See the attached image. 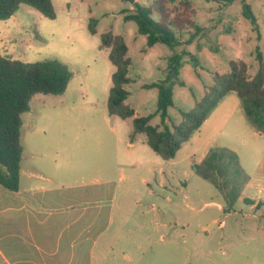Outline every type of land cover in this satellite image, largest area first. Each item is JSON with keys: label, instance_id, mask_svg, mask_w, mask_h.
Listing matches in <instances>:
<instances>
[{"label": "rangeland", "instance_id": "374dc122", "mask_svg": "<svg viewBox=\"0 0 264 264\" xmlns=\"http://www.w3.org/2000/svg\"><path fill=\"white\" fill-rule=\"evenodd\" d=\"M152 1L53 0L54 19L22 4L13 17L0 20L1 55L24 63L55 59L72 72L63 94L34 95L30 110L22 115V167H35L45 178L29 181L46 189L48 203L81 202L85 220L94 218L91 230L99 238L92 264H214L213 258L226 264H235L236 259L247 262L251 256L237 258L233 248L257 229L264 232V205L253 209L244 202L247 197H241L229 212L218 208L217 203L226 208L222 194L191 167L203 150V138L184 143L169 161L147 145L145 135L131 138L133 118L122 119L107 110L115 67L109 49L101 48V35L121 36L128 46L126 102L135 117L156 112L158 90L146 85L162 81L170 57L181 55L167 120L177 124L183 120L182 112L202 98L216 72L229 71L230 61L250 62L246 32L256 30L243 14V0H189L201 32L191 41V33L182 32L175 47L160 43L149 47L136 23L124 16L135 12L134 3L149 6ZM244 2L251 6L261 31L264 0ZM91 19L96 20L94 35L88 30ZM249 65L254 73L256 60ZM229 111L221 128L205 138H215L213 147L238 149L248 175L264 180V136L253 134L241 103L238 111L233 105ZM150 123L159 125V115ZM245 196L264 199L258 189Z\"/></svg>", "mask_w": 264, "mask_h": 264}, {"label": "trees", "instance_id": "16d2710c", "mask_svg": "<svg viewBox=\"0 0 264 264\" xmlns=\"http://www.w3.org/2000/svg\"><path fill=\"white\" fill-rule=\"evenodd\" d=\"M228 1L231 3L234 0ZM22 4L35 8L46 18L56 17L52 0H0V20L10 19ZM134 10L124 18L136 23L139 34L147 37L149 47L158 43L175 47L181 43L182 32L191 33L188 40L191 41L202 30L194 22L195 10L189 0H153L149 6L134 3ZM242 11L258 32L251 6L244 0ZM95 27L96 20L91 19L88 30L92 35L96 34ZM101 48L109 49V60L115 67L107 100L108 113L122 119L133 118L134 133L131 138L136 134L145 135L147 145L164 161L174 159L182 145L232 93L240 99L244 115L255 132L264 136V54L258 47L255 49V73H251V67L245 61H230L229 71L216 72L212 76V83L205 87L202 98L196 100L191 110L182 112L183 120L177 124H169L167 120L168 109L174 104L173 85L179 79L181 55L170 57L162 81L146 85L158 90L156 112L135 117V110L126 102L131 65L128 46L121 36L106 32L101 35ZM71 77L68 66L55 59L24 63L0 54V186L10 191L19 190L23 158L22 115L30 110L31 99L36 94H63ZM180 84L184 85L183 82ZM155 115L160 117L159 125L150 123ZM192 169L222 194L227 212L241 198L250 180L238 153L227 147L211 148L201 162L192 165ZM244 202L254 204L249 198H244Z\"/></svg>", "mask_w": 264, "mask_h": 264}, {"label": "crops", "instance_id": "0c3cea01", "mask_svg": "<svg viewBox=\"0 0 264 264\" xmlns=\"http://www.w3.org/2000/svg\"><path fill=\"white\" fill-rule=\"evenodd\" d=\"M246 34L249 36L251 58L248 64H254L255 49L258 47L264 54V29L256 33L249 30ZM255 72L256 69H254ZM233 94L235 93L227 95L219 103L199 130L189 139L196 143L202 138L205 140L201 154L193 160L191 167L194 163L201 162L213 147L215 138L206 139L205 137L207 133L209 135L221 128L231 116L230 105L238 111L240 103ZM253 134L257 133L254 131ZM128 145L134 147L135 144L130 142ZM226 147L236 151L242 160L238 149L233 146ZM31 169L25 170L21 163L18 191H10L0 186V264H92L93 247L99 238L98 234L91 230L94 218L90 221L85 220L81 202H66L61 199L59 206L48 203L45 199L46 189L42 185H34L29 181L37 177L43 180L45 178L38 174L35 167ZM149 181L147 178L142 179V182L147 184ZM161 183H163L162 180ZM253 189H258L264 197V180H253L250 177L241 196L254 201V204L250 205L251 208L261 209L264 205L263 198L255 199L245 196L247 191ZM217 206L224 210L222 204L217 203ZM217 221L215 220L214 223ZM223 226L224 222H219V228L222 229ZM202 231L209 235V231L205 228H202ZM224 237L222 234L221 239H225ZM233 250L237 258L251 256V260L243 263H239L240 260L236 259L235 264H264V232L257 229V232ZM255 256L257 258H254ZM211 261L214 264H226L214 258Z\"/></svg>", "mask_w": 264, "mask_h": 264}]
</instances>
